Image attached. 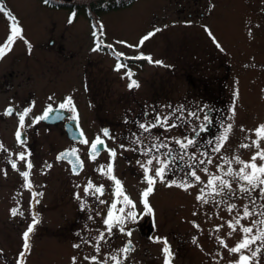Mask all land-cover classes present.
<instances>
[{"label":"rangeland","instance_id":"374dc122","mask_svg":"<svg viewBox=\"0 0 264 264\" xmlns=\"http://www.w3.org/2000/svg\"><path fill=\"white\" fill-rule=\"evenodd\" d=\"M0 6L4 9L0 11V46L10 35L12 17L22 30L0 63V86L5 80L10 85L8 91L0 92V145L6 150H0V264H19L20 259V264H73V257L76 264H90L84 259L86 254L96 256L100 264H115L112 256L123 264H164L163 244L156 242L157 237L167 239L171 264H233L239 254L231 253L229 248L235 247L244 234L239 225L233 232L228 223H235L238 214L242 216L245 204L252 209L251 202L239 194L230 199L209 196L207 188L204 195L208 203L198 201L197 196L211 176L223 175L218 165L223 170L229 167L222 158L233 160L240 156L247 161L255 151L239 145L250 144L255 137L248 130L264 124V0H135L124 8L106 12L100 16L104 44L125 57L143 55L162 62H141L119 71L115 70L116 58L108 50L93 51L95 37L83 15L73 16L69 23L72 15L66 10L47 8L38 0H0ZM200 12L204 15L200 16ZM151 32L155 34L141 45V39ZM128 70L139 87L129 88ZM68 96L73 99L90 143L98 135L104 139L102 130L109 127L112 138H107L106 145L116 151L112 162L114 175L136 202L137 220L127 221L124 233L114 228L111 236L106 234L99 253L93 238L105 230L102 221L114 199V182L97 170L109 163L108 151L92 160L86 146L68 140L62 123L33 124L34 117L42 115L43 109L58 106ZM180 105L193 111L202 109L199 119L189 117L185 111L183 116L188 122L176 121L181 127H156L150 132L138 127V122L152 121L157 114L163 117ZM3 106L14 109L12 116H4ZM27 107L32 109L25 118L28 140L21 145L15 137L19 126L16 113ZM208 112L213 124L211 134L196 138L197 145L190 146L184 155L172 138H193L192 128L203 123ZM229 124L232 130L223 148L219 153L212 151L214 144L209 141H216ZM133 134L143 144H133ZM157 136L169 148H161L158 153L153 149L150 156L143 155L144 145L150 146ZM261 146L264 147V141ZM73 147L79 150L84 164L76 176L66 163L56 160L58 152ZM169 149L173 156L184 158L170 164L164 182L157 180L148 197L153 212L146 213L140 193L147 184L137 161L144 163L151 156L165 159ZM21 152L33 165L29 176L31 190L24 187L20 175L28 170L26 161L18 159ZM203 152L208 155H202ZM209 158L211 164L199 163ZM13 162L17 169L12 168ZM189 165L200 176V182L185 177ZM158 166L154 161L152 174ZM230 166L239 168L234 162ZM205 168L207 172L202 171ZM89 179L97 186L104 185L100 199L107 203L85 195ZM183 179L191 182L187 190L176 186ZM172 181L176 184L166 186ZM33 192L43 195L34 199ZM225 199L227 203H216ZM261 203L264 200L257 199V213L264 211L259 208ZM228 204L237 207L230 213ZM121 206L117 204L118 208ZM13 208L18 209L15 216L11 213ZM33 216L38 223L29 237L30 250L21 257L23 233L33 223ZM254 219L264 217L255 215L241 220V224L250 226ZM126 241L133 243V250L124 260L125 254L119 250ZM260 243L243 250L244 254L250 256ZM74 244L81 247L74 248ZM251 264H264V249Z\"/></svg>","mask_w":264,"mask_h":264},{"label":"snow or ice","instance_id":"6c2138e0","mask_svg":"<svg viewBox=\"0 0 264 264\" xmlns=\"http://www.w3.org/2000/svg\"><path fill=\"white\" fill-rule=\"evenodd\" d=\"M45 3H49V0H44ZM0 11H4L3 7L0 6ZM74 16V14H73ZM73 16H70L69 23L72 22ZM21 28L18 26V23L16 22L15 17H12V23L10 24V35L7 37V41L3 46H0V59L4 57V55L7 53V51L10 50L11 44L14 42V40L21 35ZM102 31V26H101ZM155 31H160V29H155ZM154 32L148 33V35L144 36L140 44L142 45L145 40L149 39L152 35H154ZM209 35L212 34L209 32ZM93 36L97 37V33L94 31ZM215 43V40L213 41ZM123 43V42H120ZM109 48H111V45H108ZM131 47V46H130ZM217 47H219V44L217 43ZM101 48V43L99 41V38L97 37L96 47L93 48V51H98ZM117 57V64L115 67L116 71H119L122 67H125L122 63H120V58L124 56L123 53L114 52L113 53ZM127 59H147L150 63H162L161 61H152L151 57H145L143 55L138 57H128ZM128 78L130 79L129 88L133 87H139V84L135 80H131V77L133 73L131 70H128L126 73ZM51 100L52 98L49 97ZM171 108V106H169ZM31 107L24 108L22 111L17 112L16 115L18 116V122L19 127L15 133L16 140L19 144L24 145L26 141L22 139V131L21 129H24L25 127V118L30 114ZM63 110L70 111L73 113V115L69 117H65L63 115ZM187 111L189 117H195L196 119H199V112L202 111V109H197L196 111L185 109L184 105H180L175 107L170 113L164 115L163 117L159 114H157L154 118V120L149 121L147 123L144 122H138V127L143 130V132H150L152 128L160 127L165 128L166 130H171L172 128H177L183 126L182 124L177 123V120L184 121L187 123L188 121L183 116V113ZM234 111V110H233ZM14 112V109L9 107L5 110L6 115H12ZM179 113V115H177ZM55 118L58 120H64L68 119L71 121H76L78 119V115L76 114V109L73 103V99L71 96H68L64 99L63 102H61L57 108H53L52 105H48L42 115L36 116L33 119V124L37 123L41 120L45 119H51ZM175 118V119H173ZM169 121H172L169 123ZM203 123H200L198 126H195L192 128V131L196 133V136H199L200 132H203L207 129L208 124L211 123L210 116L206 113L203 116ZM78 128V125H77ZM232 130V125L229 124L225 127L224 132L219 136V138L216 141H209L210 144H214L212 151L219 153L221 149L224 146V143L228 140L229 133ZM241 131H245L243 128ZM252 133V135L255 137L254 139H251V143H241L239 146L241 148H253L255 151L253 152L252 156L249 160L245 161L240 156H234L233 160H228L226 158L224 159V164L229 165V167L226 170H223L222 165H218L219 168L223 171V175H213L211 176L207 184L204 188L200 189V195L197 196L198 201H202L203 203H208L209 201L205 198V188H207L209 191L207 195L209 196H221L226 197L230 199L233 196H237L239 194L241 198H247L253 208L250 209L248 204H245L243 207V214L237 215V217H234L235 223H232L231 221L228 223V226L232 229V231L237 230V225H239L240 231L244 234L242 240L235 246L229 248V251L234 254H239V257L236 261L233 262V264H251V261L253 258L257 257L261 250L264 249V219L259 220H252L250 226H245L241 224V220L249 219L250 217H253L255 215H259L261 217H264V211H260L257 213L254 209L256 207L257 199L264 200V147L261 146V142L264 141V124L259 125L257 128L253 130H248ZM102 134L104 137L112 138L110 136L108 129H103ZM132 141L133 144L140 145L143 144V141L139 138H135ZM79 136L81 137L80 143L84 145H88L89 141L87 138L84 137V133L82 131L79 132ZM75 139V138H74ZM153 142L150 146L144 145V151L143 155L150 156L153 149L158 153L161 148H169V145L165 143L163 140H161L160 137H153ZM174 142L179 145L180 149L183 151L184 155H187V149L191 147H195L197 145V141L195 137L189 138L185 136L183 139L180 138H172ZM245 139H250V137H245ZM121 148H125L124 145H120ZM0 150L3 149V146L0 145ZM101 150H107L109 154V163L107 165H100V167L97 169L101 175L106 176L109 180L114 182V191L112 193L114 199L110 203L107 209L106 216L103 218V225L105 226L104 231H99V235L97 237H94L93 239L96 241L94 248L97 253L100 251V243L106 242V234L107 236H111L113 229L118 228L121 233L125 232V228L123 227L127 221H136L138 218V214L135 211L136 209V202H134L129 195H127L124 191L122 182L117 179L114 175V168H113V161L116 157V151L114 149L107 148V145L105 143V140L101 138V136H96L95 139L91 142L90 150H89V158L92 160H95L97 156L99 155ZM132 151H137L136 148L131 149ZM6 151V150H5ZM79 150L75 147L71 148L70 150H67L60 155H58L57 159H68L69 163L72 164V170L74 174H79V169H82L83 162L80 161ZM202 155L207 156V152L201 153ZM30 155V153H28ZM165 159H161L160 156H151L149 159H147L144 163H141L139 160L137 161L138 164H140V167L143 169V181L147 184V187L140 193V202L143 204L144 211L146 213H152L153 209L151 205L148 202V197L150 194L153 193L155 184L157 183V180L159 179L160 182H164L165 175L167 174L170 164L173 163L176 159L183 160V155L179 156H173L172 150L169 149L167 153L164 154ZM171 156V161L167 160V157ZM74 158V159H72ZM18 159L21 161H26V169L25 171L20 172V175L24 178V187L31 190L32 184L29 180L30 176V170L33 167L30 160H27V156L25 152H21L18 154ZM192 159L195 161V156H192ZM156 162L159 166L155 168L154 174H152L153 169L151 168L153 162ZM259 161V163L257 162ZM205 162L211 164L212 160L211 158L205 160H199L200 164H204ZM235 163L239 165L238 169H233L230 165L232 163ZM11 166L13 169H17L16 163H11ZM48 167H51V165H48ZM189 171L185 173V177H192L196 182H200L201 178L197 175L196 170L192 167V165H189ZM202 171L207 172L208 170L202 169ZM225 177H230V179H226ZM233 183L236 184V188H233ZM174 184H176L175 181H172L171 183L167 184L166 186L171 187ZM176 186L183 187L185 190H187L188 186H191V182L187 179H183L182 182ZM84 193L85 195L91 194L94 196L99 203L105 204L107 201L101 200L100 196L104 195V185L101 184L99 186L95 185L90 179L88 180L87 184L84 187ZM256 193V195H254ZM33 198L37 196H42L43 193H32ZM76 199L80 200L81 197L79 194H76ZM38 202V201H37ZM121 204V207H117V204ZM217 204L219 203H227V199L222 201H216ZM85 205L82 202L81 207L83 208ZM237 206L235 204H228L227 210L231 213L233 209H235ZM260 209H264V203L259 204ZM11 213L13 216L18 214V209L13 208L11 210ZM99 215V213H97ZM90 219L92 217H89ZM38 223V220L35 216H33V223L30 224L27 228V230L23 233V250L20 253V256L23 257L27 251L30 250V243H29V237L30 234L34 231L35 225ZM198 227V226H197ZM255 229V232H254ZM219 230V229H217ZM79 235V234H78ZM127 235H131V231L127 232ZM257 241H260V246L256 247L255 250L251 251V255H245L243 250H250L251 246L256 244ZM156 242L162 243V254L164 256V264H171L172 259V253L170 246L168 245L166 238H156ZM195 243V239L193 240ZM82 243H91L88 240H82ZM220 243L227 247V245L224 244V241L221 240ZM74 248H80V244H74ZM132 246L131 242L129 241L123 248H121L119 251L121 253H124V260L127 259V254L131 252ZM85 260L90 261V264H100V262L97 260L96 256H84ZM112 260L115 261V264H123V262L119 259H117L115 256L111 257ZM73 264H76V257H73ZM104 264H107V261L104 262Z\"/></svg>","mask_w":264,"mask_h":264},{"label":"trees","instance_id":"16d2710c","mask_svg":"<svg viewBox=\"0 0 264 264\" xmlns=\"http://www.w3.org/2000/svg\"><path fill=\"white\" fill-rule=\"evenodd\" d=\"M41 4L50 9H63L67 11V14L77 16L83 15L89 22L91 30L97 33V37L101 43L102 50H108L115 56L113 51L106 46L102 41L101 35V22L100 16L106 12L124 8L132 4L135 0H49V3H45L44 0H38ZM95 37V42H97ZM116 57V56H115ZM117 58V57H116ZM120 61L130 64L131 62L141 61V59H127L121 57Z\"/></svg>","mask_w":264,"mask_h":264},{"label":"water","instance_id":"95a60500","mask_svg":"<svg viewBox=\"0 0 264 264\" xmlns=\"http://www.w3.org/2000/svg\"><path fill=\"white\" fill-rule=\"evenodd\" d=\"M68 114V112H66L65 110H63V115L65 116V115H67ZM44 122H46V123H56V122H59V121H61V120H58V119H55V118H51V119H45V120H43ZM64 129H65V132H66V134H67V137L69 138V139H71V140H80L81 139V137L79 136V132L81 131V130H79L78 128H77V125L75 124V121H69V122H67V123H65V125H64ZM75 138V139H74ZM89 150H90V147H89ZM65 151H67V150H64L63 152H65ZM63 152H61V153H63ZM61 153H59L58 155H60ZM58 157V156H57ZM72 159H74V158H72ZM80 159V158H79ZM64 160H66L68 163H69V160L68 159H64ZM80 161H81V159H80ZM70 164V167H71V170H72V164L71 163H69ZM81 169H79V171H80ZM72 172H73V170H72ZM74 173V172H73ZM149 234L151 233V231H149L148 232ZM127 244V243H126ZM125 244V245H126Z\"/></svg>","mask_w":264,"mask_h":264},{"label":"flooded vegetation","instance_id":"af4514ba","mask_svg":"<svg viewBox=\"0 0 264 264\" xmlns=\"http://www.w3.org/2000/svg\"><path fill=\"white\" fill-rule=\"evenodd\" d=\"M188 15H190L189 13H188ZM199 15L200 16H203L204 14L202 13V12H200L199 13ZM4 61V59H0V63L1 62H3ZM10 89V85H9V82L8 81H6L5 80V82H4V84H2L1 86H0V92H6V91H8ZM3 109H4V112H3V114H4V116L5 117H7V118H9L10 116H12V115H6L5 114V110L8 108L7 106H3L2 107ZM1 113V112H0ZM67 117H69V116H67ZM67 121H69L68 119H64V121L62 122V125H63V123H65V122H67ZM77 121V123H78V125H79V127H81V122H80V120L79 119H77L76 120ZM47 125H49V124H47ZM19 127V126H18ZM18 127H17V129H18ZM82 128V127H81ZM17 129H16V131H17ZM212 130H213V124H212V126H211V129H210V131L209 132H206V133H203L204 135H209V134H211V132H212ZM26 134H25V141L27 142V140H28V136H27V132H25ZM24 137V135H22V138ZM73 144H75V145H83V146H86V148L88 147V145H84V144H82V143H80V142H74Z\"/></svg>","mask_w":264,"mask_h":264}]
</instances>
